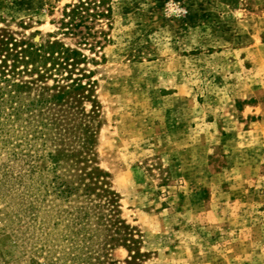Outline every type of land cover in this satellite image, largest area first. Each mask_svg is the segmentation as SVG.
Instances as JSON below:
<instances>
[{"label": "rangeland", "instance_id": "obj_1", "mask_svg": "<svg viewBox=\"0 0 264 264\" xmlns=\"http://www.w3.org/2000/svg\"><path fill=\"white\" fill-rule=\"evenodd\" d=\"M76 2L0 0V63L3 39L59 42L86 84L61 104L38 102L42 83L0 95V264H68L73 239L106 236L76 219L87 204L130 226L118 264H264V0H105L77 28ZM88 165L116 211L60 193Z\"/></svg>", "mask_w": 264, "mask_h": 264}, {"label": "trees", "instance_id": "obj_2", "mask_svg": "<svg viewBox=\"0 0 264 264\" xmlns=\"http://www.w3.org/2000/svg\"><path fill=\"white\" fill-rule=\"evenodd\" d=\"M104 2L105 0H78L76 3L67 5L63 24H69L76 28L81 25L86 26L87 18L92 15L106 14L105 11L99 12L98 10L97 12H90L91 5H94L95 8ZM10 43H12L10 40L3 39L7 51L3 64L0 63V95H3V109L7 96L15 102L14 100L19 98L23 92L31 90L34 85L39 83L45 84L44 87L43 85L40 86L42 89L41 97L38 100L40 103L61 104L70 99L81 100L86 84L82 82L81 78H73V72L69 68L70 65L78 64L76 60L85 58L79 50L67 48L59 42L37 45L27 40L20 42L16 40L12 47H10ZM9 59H12L11 64L8 63ZM70 60H73L74 63H69ZM49 63L52 65L48 66ZM65 72L69 74L66 76ZM50 79L53 80L51 86L47 84ZM2 83L3 87L1 86ZM11 108L12 111L8 113L7 122H9L8 120L15 122L20 118L19 108L13 105ZM10 117L14 120H11ZM56 152L53 160L55 162L54 167L57 169L61 164V156L64 155V151L63 148L57 147ZM69 156H72L69 159L73 164L77 165L81 162L74 152H71ZM107 176V173L95 165L73 168V172L70 174V182H57V188H62L60 193H65L67 198L76 196L77 199L84 198L89 202L98 198H105V203L111 206V212H114L116 211L117 194L109 186ZM84 208L78 211L79 216L76 219L80 218L82 213L84 217L79 219L81 221L85 217L97 216L99 222L96 230L104 231L106 236L100 240L101 232L97 231L88 234L86 238L73 239L72 256L68 264H118L111 259V250L116 246H126L133 251V246L137 242L130 226L116 219L115 212L106 216L100 204L94 206L87 204ZM87 222L90 223V219ZM95 237H98L96 242L94 241Z\"/></svg>", "mask_w": 264, "mask_h": 264}]
</instances>
